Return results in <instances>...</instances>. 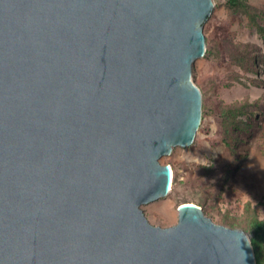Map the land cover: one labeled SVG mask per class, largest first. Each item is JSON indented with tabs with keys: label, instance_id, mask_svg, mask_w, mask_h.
<instances>
[{
	"label": "water",
	"instance_id": "obj_1",
	"mask_svg": "<svg viewBox=\"0 0 264 264\" xmlns=\"http://www.w3.org/2000/svg\"><path fill=\"white\" fill-rule=\"evenodd\" d=\"M213 0H0V264H256L159 160L193 143Z\"/></svg>",
	"mask_w": 264,
	"mask_h": 264
},
{
	"label": "rangeland",
	"instance_id": "obj_2",
	"mask_svg": "<svg viewBox=\"0 0 264 264\" xmlns=\"http://www.w3.org/2000/svg\"><path fill=\"white\" fill-rule=\"evenodd\" d=\"M213 4L202 25L206 51L191 71L200 125L193 143L160 158L173 172L171 189L141 209L151 225L167 228L178 206L193 204L251 242L259 235L254 256L264 264V0Z\"/></svg>",
	"mask_w": 264,
	"mask_h": 264
},
{
	"label": "trees",
	"instance_id": "obj_3",
	"mask_svg": "<svg viewBox=\"0 0 264 264\" xmlns=\"http://www.w3.org/2000/svg\"><path fill=\"white\" fill-rule=\"evenodd\" d=\"M228 1H230V2H234V1H236V0H228ZM257 232L258 231H256V234H257ZM259 235H254L253 237H254V239L252 240V242H251V244H252V247H253V249H254V252H255V250H257V237H258Z\"/></svg>",
	"mask_w": 264,
	"mask_h": 264
},
{
	"label": "bare ground",
	"instance_id": "obj_4",
	"mask_svg": "<svg viewBox=\"0 0 264 264\" xmlns=\"http://www.w3.org/2000/svg\"><path fill=\"white\" fill-rule=\"evenodd\" d=\"M172 178H173V172L171 170V180H172ZM171 186H172V182H171ZM171 186H170V189H171Z\"/></svg>",
	"mask_w": 264,
	"mask_h": 264
}]
</instances>
